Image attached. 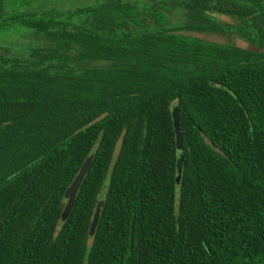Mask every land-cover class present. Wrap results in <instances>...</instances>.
<instances>
[{
  "label": "trees",
  "instance_id": "1",
  "mask_svg": "<svg viewBox=\"0 0 264 264\" xmlns=\"http://www.w3.org/2000/svg\"><path fill=\"white\" fill-rule=\"evenodd\" d=\"M48 1L0 0V264H264V0Z\"/></svg>",
  "mask_w": 264,
  "mask_h": 264
},
{
  "label": "water",
  "instance_id": "2",
  "mask_svg": "<svg viewBox=\"0 0 264 264\" xmlns=\"http://www.w3.org/2000/svg\"><path fill=\"white\" fill-rule=\"evenodd\" d=\"M171 116H172V122L174 127V133H175V145H176V166L177 169L180 170L182 168L183 164V141H182V134H181V128H180V119H179V111L177 107H172L170 109ZM96 153V146H94L91 151L88 153L87 157L85 158L78 174L74 178V181L72 184L68 187L65 193V206L62 212L61 219L63 220L66 218L75 202L76 195L80 189V186L82 184V181L87 174L90 165L92 163V160L94 158V155ZM100 202L96 206V209L94 211L93 220L91 224L90 232L93 233L94 228L96 226V223L99 219L100 209H101Z\"/></svg>",
  "mask_w": 264,
  "mask_h": 264
},
{
  "label": "rangeland",
  "instance_id": "3",
  "mask_svg": "<svg viewBox=\"0 0 264 264\" xmlns=\"http://www.w3.org/2000/svg\"><path fill=\"white\" fill-rule=\"evenodd\" d=\"M90 0H49L46 4L49 7H59L62 10H71V8L73 9L76 6H80L83 4L88 3ZM221 21L230 23V19L227 17H218ZM186 34H189L193 37H197L199 39H203L206 41H210V42H215V43H219V44H231V45H235L239 48L242 49H251L253 50L252 46L247 44L246 42L242 41L241 39H239L238 37L229 35V34H209V33H193V32H186ZM14 41L20 40L22 39L21 37H14L13 38ZM29 39V38H26ZM1 40V39H0ZM3 46L4 48L7 50L6 55L9 57H13V56H22L25 54H22L21 52H23L21 49H19V47L15 44H13L11 41H8L7 39H3ZM3 51V49L1 50ZM118 150V146L116 147V151ZM91 240L88 241V244H90Z\"/></svg>",
  "mask_w": 264,
  "mask_h": 264
}]
</instances>
